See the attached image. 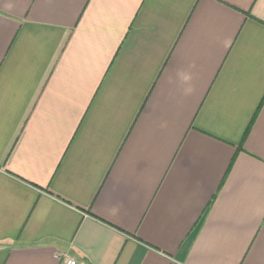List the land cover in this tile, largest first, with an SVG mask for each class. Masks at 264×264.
Wrapping results in <instances>:
<instances>
[{"label":"crops","instance_id":"obj_1","mask_svg":"<svg viewBox=\"0 0 264 264\" xmlns=\"http://www.w3.org/2000/svg\"><path fill=\"white\" fill-rule=\"evenodd\" d=\"M62 252L264 264V0H0V264Z\"/></svg>","mask_w":264,"mask_h":264},{"label":"built area","instance_id":"obj_2","mask_svg":"<svg viewBox=\"0 0 264 264\" xmlns=\"http://www.w3.org/2000/svg\"><path fill=\"white\" fill-rule=\"evenodd\" d=\"M57 258L63 261L65 264H76L75 259L66 252L59 253Z\"/></svg>","mask_w":264,"mask_h":264},{"label":"clouds","instance_id":"obj_3","mask_svg":"<svg viewBox=\"0 0 264 264\" xmlns=\"http://www.w3.org/2000/svg\"><path fill=\"white\" fill-rule=\"evenodd\" d=\"M185 79H187V77H185Z\"/></svg>","mask_w":264,"mask_h":264}]
</instances>
